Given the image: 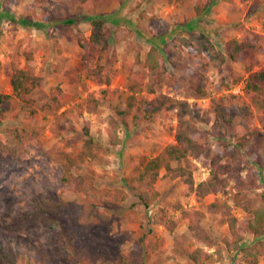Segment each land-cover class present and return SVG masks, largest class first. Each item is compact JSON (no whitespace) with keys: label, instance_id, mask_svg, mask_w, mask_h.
Here are the masks:
<instances>
[{"label":"rangeland","instance_id":"1","mask_svg":"<svg viewBox=\"0 0 264 264\" xmlns=\"http://www.w3.org/2000/svg\"><path fill=\"white\" fill-rule=\"evenodd\" d=\"M195 1L93 0L91 9L82 10L78 8L76 0H0V16H7L0 19V95L12 93L11 53L18 42L23 43L21 49L28 45L35 50L36 58L30 64L43 77L42 83L29 98L44 104L57 86L67 93L63 106L56 111H41L37 116H32V106L24 103L17 117H8L0 124L2 135L9 137L16 145L24 143L27 148L24 157H0L1 243L15 242L18 237L33 242L37 254L27 252L22 246L19 249L34 260L39 259V254L41 261L35 264H248V259L237 250L228 251L224 247L217 253L214 248L198 242L189 225L199 218L194 212L201 210L204 214L199 222L214 238L221 241L224 236L230 235L227 217L219 211H208V205L215 200L231 204L232 213L241 222L247 221L248 214L234 205L233 194L239 189L250 194L264 192V167L258 164L256 152L250 151L251 145L243 149L242 169L234 172L230 184L221 191L203 198L194 193L184 196L181 194L183 184L180 178H170L163 169L154 185L160 195L151 206H144L138 196L139 189L130 188L125 183V177L134 167L142 166L167 144L175 141L179 125L177 116L174 112H168L165 118L145 120L131 129L119 127L116 132L121 141L116 145L111 144L108 131L112 128L110 117L116 115L115 106L124 105L127 93L122 98H102L101 89L106 84H99L97 80L87 77L88 68L96 64L99 48L92 46L86 50L80 45L91 33L90 22L80 19L84 14L106 18L113 31L121 28L124 37L119 42H113L115 58L110 55L103 60L104 76L110 78L109 86L114 90L126 89V60L145 61L153 41L160 47L165 45L167 49L180 46L179 38L188 36L189 25L198 31L205 30L224 54L227 53V41L231 38L243 39L251 35L264 46V0H214L212 8L200 16L194 12ZM142 10L147 12L145 18L140 17ZM65 16L76 18L77 22L63 23ZM24 18L42 24H23L20 20ZM181 48L188 56L186 49ZM173 58L178 59L177 56ZM189 63L201 69L191 59ZM22 64L26 65V62ZM262 67L264 51H250L242 61L229 60L222 66L202 68L208 96L190 101L201 108L200 116L192 118L203 131V145L210 148L222 146L221 135L214 125L215 115L210 110L212 98L224 102L225 111L232 118L233 125L227 128L225 140L232 143L237 141L239 134L235 130L236 125L242 126V132L248 136L257 130L264 134V110L252 105L245 95V78L249 71ZM175 72L186 77L181 69L177 68ZM238 74L243 75L239 83L229 89L221 87L222 78L230 83ZM159 91L183 97L182 91L174 92L166 86ZM233 94L234 98L231 97ZM89 96L102 100L100 109L96 113L83 111L80 114L79 110ZM66 109L73 110L74 128L56 133L53 131L56 118ZM86 122L90 124L91 136L108 150L101 152L96 160L88 159L81 163L74 168V173L92 176L93 185L98 191L123 188L128 193L121 208L107 210L113 216L112 224L93 225L82 230L81 238L86 237L93 248H98L97 254L110 257L104 262L102 257L95 261L81 247L77 236L68 230L75 226L73 218L81 211L84 193L63 183V167L58 156L60 149L71 155L81 150L86 138L83 132ZM16 127L24 130L21 139L8 131ZM258 137L254 135L252 142ZM259 152L261 156L264 154V144ZM193 161L196 164L195 182L206 180L210 175L209 162ZM238 176L246 182L243 187L238 186ZM97 190L90 192L96 196L99 193ZM39 196L51 199L62 196L68 201L62 212V224L57 221L44 222L35 216L33 200ZM184 211L189 212L190 216H184ZM169 220L177 223L173 230L166 225ZM245 238L247 245L256 241L252 232L245 233ZM198 247L214 254L208 260L194 263L189 253ZM259 264H264V256Z\"/></svg>","mask_w":264,"mask_h":264},{"label":"trees","instance_id":"2","mask_svg":"<svg viewBox=\"0 0 264 264\" xmlns=\"http://www.w3.org/2000/svg\"><path fill=\"white\" fill-rule=\"evenodd\" d=\"M79 9H91L93 0H76ZM176 2L181 0H169ZM214 0H196L193 6L194 12L200 16L210 10ZM147 12L142 10L141 18H145ZM5 17V15H2ZM0 16V19H2ZM12 18L11 16H8ZM67 17V18H66ZM46 20H49L45 16ZM80 19L87 20L91 24V33L86 40H82L80 45L84 49H90L94 46L99 48L95 66L88 68L87 77L97 80L99 84H106L101 89L102 98L114 99L122 98L126 93L123 106H115L116 115L110 117L111 129L109 135L111 144L116 145L121 141L117 135V129L124 126L131 129L145 120L167 117L168 112H174L178 120V130L175 134V141L167 144L159 154L151 157L142 166L134 167L132 172L126 175L125 183L132 189H139V199L141 203L149 207L160 195L154 185L161 176V171L165 170V175L170 178L179 177L183 184L181 194L190 196L193 193L203 198L209 194L216 193L226 188L234 172L242 169L243 149L250 146L251 152H256L257 162L264 167V154L261 156L260 147L264 144V134L258 130L251 132L248 136L242 132V126L236 125L235 130L239 136L236 142H229L227 138V128L232 127V118L225 111V104L212 98L210 107L215 115L214 125L219 131L220 144L214 148L206 147L201 143L203 131L193 120L192 116L199 117L201 108L197 103L190 100H201L208 96L205 72L203 69L210 65L222 66L226 61L239 62L244 60L250 51L262 53L263 44L251 35L243 39L231 38L227 41V53L218 48L205 30H195L190 25L188 36L179 38V44L185 48L188 56L182 51L180 46L174 48L160 47L154 41L151 50L147 53L143 62L126 60L124 63L128 67V77L126 89L110 88V78L104 76L105 63L111 55L115 58V48L113 42H119L124 36L121 34V28L111 30L108 21L102 16H81ZM23 24L39 26L42 22H32L28 18L20 20ZM66 24H74L76 18L65 16L62 21ZM23 43L13 48L11 53V75L10 84L11 94L0 95V124L8 117H17L22 111L23 104L29 103L31 115L37 116L41 111H56L63 106L64 98L67 93L62 87L52 92L50 99L44 104L30 99L29 96L36 90L43 81V77L36 71V68L30 64L36 58L33 48ZM177 56L178 59L173 58ZM199 64L201 69L190 65L189 60ZM23 61L26 65H23ZM137 65L139 68H136ZM181 69L186 75L185 78L176 74V69ZM243 75L238 74L232 82H227L225 78L221 79V87L229 89L232 85L239 83ZM168 87L174 92H183V97L179 98L164 92H160L161 87ZM150 95H153L150 98ZM245 95L252 105L264 110V67L249 71L245 78ZM232 98L235 97L233 94ZM102 100L96 96H89L85 105L81 106L79 113L88 111L96 113L100 109ZM73 110H64L56 118L53 131L59 133L64 129L74 128ZM9 133L21 139L23 129L18 127L8 129ZM83 132L86 136L81 150L71 155L63 149L58 150L60 163L63 167L62 181L65 185H72L76 191L84 193L83 203L80 213L73 218L74 228L68 230L77 236L81 247L86 250L96 261L100 257L109 260L110 257L97 254L98 248H93L87 238H81L82 230L93 225H110L113 222V216L107 212L108 209H119L126 200L128 193L123 188H117L114 191H98L93 185V177L88 174H76L74 168L78 167L88 159L96 160L101 152L107 151L98 144L90 133V124L88 122L83 126ZM26 133V132H25ZM258 135V139L252 142V137ZM224 138V139H222ZM27 148L24 143L16 145L9 137L1 134L0 125V157L19 158L26 155ZM263 153V152H262ZM193 159L208 161L210 165V175L206 180L199 183L195 182L194 170L196 167ZM239 187H243L246 182L237 177ZM88 182L90 184H88ZM88 184V185H87ZM90 190H97L98 195L93 196ZM234 205L242 208L248 215L247 221L241 222L240 219L232 213V205L226 202L215 200L208 205V211L211 213L220 212L227 217L230 228V235L224 236L221 241L214 238L204 226L199 222V218L204 214L201 210H196L194 214L199 217L196 221L190 223L189 229L193 232L194 238L214 251L220 253L225 247L228 251H239L248 264H259L264 256V192L248 193L244 189H239L233 194ZM68 205V201L62 196L51 199L39 196L33 200L35 216L44 222L57 221L63 223V210ZM184 216H190L187 211ZM170 230L177 225L176 221L169 220L166 223ZM252 232L256 241L253 244H245V233ZM31 253L37 254V248L27 239L19 238L16 241L0 242V264H35L39 259L34 260L29 257L27 252H21L19 247ZM40 253V252H39ZM214 252H208L202 247H198L189 253V258L194 263H200L208 260Z\"/></svg>","mask_w":264,"mask_h":264},{"label":"crops","instance_id":"3","mask_svg":"<svg viewBox=\"0 0 264 264\" xmlns=\"http://www.w3.org/2000/svg\"><path fill=\"white\" fill-rule=\"evenodd\" d=\"M215 10V9H214ZM214 13H216V11H214ZM213 15V14H212ZM5 17H7L6 15H5ZM220 22V21H219ZM190 26H192V25H190Z\"/></svg>","mask_w":264,"mask_h":264}]
</instances>
